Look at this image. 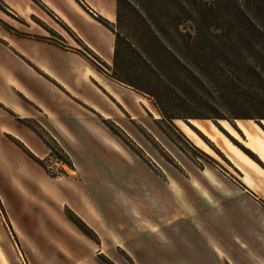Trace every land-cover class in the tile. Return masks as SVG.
<instances>
[{
	"label": "crops",
	"instance_id": "crops-1",
	"mask_svg": "<svg viewBox=\"0 0 264 264\" xmlns=\"http://www.w3.org/2000/svg\"><path fill=\"white\" fill-rule=\"evenodd\" d=\"M0 4L16 31L0 26V264L19 260V245L30 259L33 243L41 264H264V120L223 125L227 137L196 120L218 153L185 132L214 161L197 169L156 125L153 100L108 75L115 34L102 20L116 24L117 0ZM27 123L56 141L68 173L53 177L38 162L51 150Z\"/></svg>",
	"mask_w": 264,
	"mask_h": 264
},
{
	"label": "trees",
	"instance_id": "trees-1",
	"mask_svg": "<svg viewBox=\"0 0 264 264\" xmlns=\"http://www.w3.org/2000/svg\"><path fill=\"white\" fill-rule=\"evenodd\" d=\"M102 23L115 34L107 74L151 98L170 126L176 120H264L260 113L241 110L255 87L264 89V0H117L116 24ZM91 59L104 71L95 57ZM104 123L145 159L118 126ZM27 125L50 148L51 157L72 166L47 132ZM38 162L45 167L44 161ZM66 214L87 237L97 240L80 218Z\"/></svg>",
	"mask_w": 264,
	"mask_h": 264
},
{
	"label": "rangeland",
	"instance_id": "rangeland-1",
	"mask_svg": "<svg viewBox=\"0 0 264 264\" xmlns=\"http://www.w3.org/2000/svg\"><path fill=\"white\" fill-rule=\"evenodd\" d=\"M0 11H4L2 4H0ZM0 26L4 28L5 30H7L8 32H11V31L16 32L15 28L12 27L8 23L5 15H3L1 12H0ZM250 94H251V97L249 98L248 103L250 104L252 102V104L250 106L249 104L242 105L241 106L242 112L244 111L248 112L249 115L260 113L261 115L264 116V89L258 90L257 87H255L254 90ZM258 101H261L259 106L256 105ZM159 113L160 111L158 112V119H157L158 121H156L157 122L156 125L158 126V128L169 138V140L177 147V149H179L183 154L188 156L195 163L197 169H200V170L204 169L206 163L210 164L214 162L212 159H210L206 155V153L202 149L199 148V146H196L191 141V139L185 134V132H190V129L193 130L204 142H206L212 148V150H214L217 153L216 148L213 147L210 144V141H208V139L193 125L197 123L196 120L195 121L194 120H188V121L176 120L173 122L174 124V127H173V126H170L169 123L165 122L163 120L161 113L160 114ZM213 123L226 137L229 135H227L226 131L224 130L223 125L229 127L228 124H230L232 127H236V122H234L231 119L229 121V118L228 120H219L216 123L215 122ZM145 136L148 142L152 144V146L154 147V149L156 150L158 154H160L165 160L171 161L169 155L165 151H163V148L161 147L160 143L156 141V139L153 136H149L147 134ZM170 147L171 149L175 150L174 147H172V145ZM142 153L145 158L144 160L143 159L142 160L145 163H147L152 168L157 167L155 164L151 163L152 162L151 159L144 152ZM49 159H52L53 162L51 161V163L56 168L54 172L48 171L50 172V174L62 175L70 171L69 168L67 167L68 165L60 163L57 159H55V157L50 156V158H48L46 162L50 161ZM55 163L59 164V166L54 165ZM57 169H58V172H56ZM1 207L2 206L0 203V209L2 210ZM16 234L19 235L18 230H16ZM31 246L32 247L30 248L29 253L31 254L32 252L34 255L33 257H31L30 259H26L23 253V250L21 249L19 245L21 253L18 252V256L20 259L15 260L13 257L9 258L7 256L6 258L7 263L8 264H41V259L36 257L37 255L35 251L37 250V245L33 243ZM128 261H130L131 263V260H128Z\"/></svg>",
	"mask_w": 264,
	"mask_h": 264
},
{
	"label": "built area",
	"instance_id": "built-area-1",
	"mask_svg": "<svg viewBox=\"0 0 264 264\" xmlns=\"http://www.w3.org/2000/svg\"><path fill=\"white\" fill-rule=\"evenodd\" d=\"M50 161H48V162H46L45 161V168L48 170V171H50V172H54V170L56 169L53 165H52V163H51V161H52V159H49ZM53 162V161H52ZM49 172V173H50ZM56 172H58V169H57V171Z\"/></svg>",
	"mask_w": 264,
	"mask_h": 264
}]
</instances>
